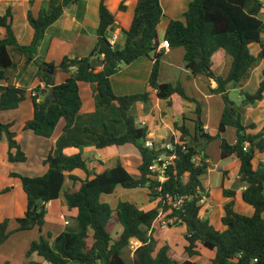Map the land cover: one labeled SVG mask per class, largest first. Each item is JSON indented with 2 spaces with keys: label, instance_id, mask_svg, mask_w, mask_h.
Returning a JSON list of instances; mask_svg holds the SVG:
<instances>
[{
  "label": "trees",
  "instance_id": "trees-1",
  "mask_svg": "<svg viewBox=\"0 0 264 264\" xmlns=\"http://www.w3.org/2000/svg\"><path fill=\"white\" fill-rule=\"evenodd\" d=\"M34 2L30 0L31 4ZM73 4L82 5V8L85 6L81 0H58L51 1L37 15L29 10L28 21L34 29V37L29 45L19 44L14 34V7L9 5L0 14V30L6 31L5 37L0 38V88L3 89L0 113L18 109L28 94V89L23 86H3L7 80L5 70L14 64L9 48L13 47L29 55V61H33L47 30L62 17L64 9ZM263 7L262 0H193L184 19L171 20L167 27L164 40H168L173 49H184V62L192 76H202L216 82L217 88L211 89V93L222 95L225 102L218 134L211 136L204 132L200 101L189 96L181 83L159 81L160 63L164 56L163 51H158L161 43L158 26L164 17L161 0H138L130 28L121 30L125 36L122 49L111 46L108 41V32L115 27L116 16L109 10L105 0H101L100 24L96 31L97 46L81 59L64 57L57 67L47 63L40 66L39 75L45 87L39 85L29 93H36L30 96L34 111L24 130L51 138L62 119L65 120L64 130H69L83 106L79 84H96L98 107L116 106L127 125L121 136L112 133L107 125L104 133H93L97 136L96 147L136 146L142 157L138 167L139 175H132L121 161L116 167H108L102 172L92 171L89 161L80 152L72 155H55L51 152L44 161L48 171L41 176L31 177L11 172V177L20 180L28 202L24 216L14 220V230L10 231V219L0 221V247L15 233L36 228L41 232L47 223V205L60 198L69 179L71 185L67 187L64 196L67 207L77 210L75 225L67 227L54 238L52 232H48L47 236L40 234L38 240L31 242L26 253L28 258L36 254L47 264H129L123 257L124 250L136 240L140 245L130 264H197L193 258L200 255L199 247L214 252L210 264H264V162L260 161L257 166L254 163L257 156L264 153V128L255 133L256 124L244 125L242 120L244 104H255L264 99V68L257 90L254 93L241 91V103L232 105L228 92L230 86L238 85L248 77L253 67L264 61ZM119 9L126 11L127 7L122 3ZM253 44L260 47L257 56L251 52ZM220 49L232 58L231 69L226 76L217 75L213 71L212 58ZM98 52L101 54L99 61L103 65L95 67L92 60ZM143 57L153 61L148 84L156 91L159 99L167 100L170 107L175 97L196 104L194 132L185 124H174L178 133V143L174 150L176 158L167 169L165 182H160L150 171L159 152L145 146L148 127L137 123L136 106L144 104L146 108L149 107L151 93L144 91L118 96L111 83L112 76ZM47 67L69 73L70 77L62 83H55L53 75L46 71ZM12 126V123L5 124L0 120V143L5 135L10 163L26 162L28 157L16 139V133L11 130ZM229 127L236 131L234 144L224 137ZM86 131L91 132L89 128ZM174 139L172 137L171 141ZM214 140H220L222 159L232 155L239 159L237 181L239 186L245 187L241 199L254 209L252 216L236 211L237 190L223 185L222 194L230 199L223 206L221 222L226 227L223 231L217 230L210 218L202 217L205 210L203 201L209 197L204 178L210 163L205 148L200 147L202 143L208 144ZM76 170L85 172L86 178L75 175ZM227 176L228 172H224V178ZM118 187L147 188L150 200L156 206L143 210L136 203L124 201L113 208L102 202V195H112ZM10 191L11 188L7 187L0 191V195ZM169 197L172 202L183 199L182 205L175 207ZM161 214L172 220L170 227L186 226L185 252L189 259L180 262L174 258L168 243L158 247L155 224ZM112 223L122 227L117 239L113 238L108 229Z\"/></svg>",
  "mask_w": 264,
  "mask_h": 264
},
{
  "label": "crops",
  "instance_id": "crops-1",
  "mask_svg": "<svg viewBox=\"0 0 264 264\" xmlns=\"http://www.w3.org/2000/svg\"><path fill=\"white\" fill-rule=\"evenodd\" d=\"M51 1L58 0H35L33 4L30 3V0H0V14L4 13L7 6L12 5L14 7L13 30L19 44L29 45L31 44L34 37V29L28 21V11L32 10L33 14L37 15L42 8H47ZM81 1L85 4L84 8H82V5L79 6V4H73L66 7L62 17L47 30L44 39L41 41L38 47L37 55L33 61H29V55L23 54L20 58L21 66L19 69L16 68L12 79L10 77L9 71L7 72V70H5V73L7 72V80L3 83L4 87H7L10 84L17 87L23 86L28 89V93H30L31 90L39 85L43 88L45 87V84L42 82V78L39 75L40 66L42 64H53L55 67H57L60 65L64 57H69L71 59H81L88 56L91 51L95 49L98 41L96 31L100 24L99 5L101 0ZM192 1L193 0H161L164 17L158 26V38L160 42L164 40V35L170 21L183 20L184 14L188 10L189 4ZM262 2L264 4V0H262ZM105 3L109 10L116 16V25L108 32V38L116 34L118 36V41L115 47L117 49H122L125 45V36L121 30L122 28H130L138 0H105ZM122 3L127 7L126 11H120L119 7ZM261 18L264 19V7L262 9ZM5 35L6 31L1 29L0 38H4ZM255 45L257 46L258 44H253L251 46V52L257 56L260 51V47L259 49L253 50ZM14 49L15 48L13 47L9 48V52L14 63L13 67L16 65L14 60L15 58L13 57L16 55ZM163 52L164 56L160 63V83H181L182 86L186 88L185 81L192 79L193 86L195 87L193 88L199 93V96L201 94L206 103H209L206 107L201 104L204 132L211 136L217 135L218 126L225 107V102L222 98V95L211 93V89L217 88V83L214 81H209L206 77L192 76L191 72L186 68L184 62L185 51L183 48H171L169 50H163ZM228 57L230 56L227 55L222 49L218 50L214 54L212 58L213 71L217 75L226 76L229 73L232 64V58L230 59ZM263 62L264 61H262L258 67L251 69L249 71L248 77L242 80L238 85L230 86L228 91L229 96L233 91L239 92V97L241 100H237L235 103H241V91H247L251 86L252 88L254 86L255 91L257 90L261 80L263 68L260 72H258V76L255 75H257V71L259 70V67L263 65ZM152 66L153 61L150 58H140L130 65L125 66L119 73L112 76L111 83L115 94L118 96L142 93L144 91H149L151 93V105L149 107L146 108L144 104H138L136 106V112L139 118L137 119V123L138 125L140 124L139 126L148 127V138L153 140L155 142V146L157 147L163 142H167L171 137H173V135L177 137L178 133L174 128L175 123L185 124L187 126V114L184 113V110L190 109L191 112H194L196 110V104L185 101L181 97H175L172 100V106L170 107L167 100L159 99L157 97L156 91L153 90L148 84ZM53 69L54 72L52 75L53 82L55 83H62L70 77L69 73L60 71L59 69ZM72 69H74V67ZM79 85L80 95L83 102L80 114L76 118L73 127L69 130H64L65 120L62 119L58 123L51 138L40 137L35 135L32 131L24 130V126L27 121L33 117L34 108L32 99L31 105L26 100L20 105L18 109L14 110L20 112L21 110H24V115L26 116L20 119L8 115L6 117L4 116L6 120L2 121L3 119L1 117L6 115L5 112L7 111L0 113L1 122L13 124L11 130L16 133V139L28 157L26 162L10 163L8 161V141L6 136L3 135L2 141L0 143V168L2 169H0V175L3 172V175L5 176L4 181L6 182H0V191L7 187H10L11 191L0 195V221L10 219L12 223L16 218L24 216L27 208V196L22 188V184L18 178L11 177L10 173L15 172L31 177L44 175L48 171V165H46L44 161L51 152L55 155L59 153L72 155L80 152L82 153L83 158L89 161L90 170H94L98 173L104 171L108 167H116L118 162L121 161L131 174L134 176L139 175L138 167L142 163V157L136 146L128 144L124 146H110L103 149L96 147L97 136L93 133L102 134L105 130V128L104 130L102 129V123L93 126V121L91 118L93 117L92 114L98 101V97L96 96L97 85L85 82H81ZM188 95L195 98L194 95L189 93ZM27 103L29 104V107L27 106ZM189 103L191 105H189ZM214 103L215 109H213L211 106ZM175 105H179V109ZM184 105L188 107H185L184 109ZM204 109L206 112H204ZM114 113L116 116L117 112L114 111ZM242 120L244 125L255 123L257 126V129L254 131L255 133L261 131L264 128V99L255 104H244L242 106ZM86 128H89L91 132H87ZM109 129L110 131L114 132L115 135L121 136L126 131L127 125L125 128V126L121 124L118 129L114 128L115 130H113L111 125L109 126ZM75 130H79V136H75ZM190 130L191 132H194V129ZM228 132L229 129L226 130L224 135L225 138ZM169 136L171 137L169 138ZM212 142H219L220 144V140H214L208 144L204 142L200 147L205 148V152L209 156L208 162L210 163V168L206 177L204 178V185L206 190L209 192V197L205 198L203 201L207 206L204 205L205 210L202 214V217L210 218L214 227L219 231H223L226 229V227L221 222V218L224 215V210L223 213L221 211L218 216L214 217L215 210L209 203L211 198V187L209 182H212V174L219 173L218 175L220 178L219 184L221 192L223 185L226 188H233V185L238 178L240 161L235 155H232L227 159H222L220 157L221 159L218 162H215L207 152V147ZM228 142L231 144L236 142V131L235 133H232V139ZM260 161L264 162V153L257 156L254 162L255 166H257ZM34 169H37V172L34 171ZM224 172H228L227 178H224ZM74 174L78 175L82 179L86 178V173L81 170L74 171ZM67 182L68 186H70L71 183L69 179ZM77 187L78 185H76L75 188ZM119 188L120 187L116 189L115 193L119 191ZM244 188V186H239V188L236 189L237 196L235 201V209L237 202L239 201V203H241L240 201H242L241 194ZM229 200L230 199L224 197L222 201L223 206ZM155 206L156 203L153 204V207ZM4 210H6L7 214L2 216V211ZM247 213H251V211L247 210ZM68 215L74 220V218L77 216V210H70L66 205L65 196L62 197L60 195L58 200L47 205V223L41 232L38 228H36L39 231V237L40 234H44L45 230L47 229V232H52L53 238L59 235L62 231H64V229H58V227H60L59 223H65V217ZM217 222L219 223V226L215 224ZM11 223L10 226L12 229L10 227V231L16 228V224L11 225ZM53 230H56L58 233L55 234ZM29 232L30 231H25L15 234ZM28 235L31 236V239L30 241H27L29 243H26L24 248V255L26 258L24 259L23 264H44V262L41 263V258L36 254L29 258L26 256L31 242L36 240L35 234ZM4 247L5 244L0 249H4ZM214 255V252L209 254L210 263L211 259L214 258ZM33 257L36 258L33 259ZM45 263L47 264L46 261Z\"/></svg>",
  "mask_w": 264,
  "mask_h": 264
},
{
  "label": "rangeland",
  "instance_id": "rangeland-1",
  "mask_svg": "<svg viewBox=\"0 0 264 264\" xmlns=\"http://www.w3.org/2000/svg\"><path fill=\"white\" fill-rule=\"evenodd\" d=\"M256 49H259L258 45L257 46L255 45L253 47V50H256ZM14 51H15L16 55L13 57L15 58L14 60L16 62V65L14 67L12 66L9 69H7V72L9 71V73H10L11 79L13 78V76L15 74L16 68L19 69V67L21 66L20 58L23 55V54L19 53L18 51H16L15 49H14ZM228 58L231 59V57H228ZM260 64H261V62L258 65H256L255 67H258ZM255 67H253L252 69H254ZM262 68H264V62H263V65L261 67H259V70L257 71V75H255V76H258V72H260ZM192 82H193L192 79L186 80L185 81L186 88L184 86L183 87L185 88L187 93L194 95L195 98L198 101H200V103L204 107H206L207 104H209V103H206L205 99H203L201 94L199 96V93L196 92V90L194 89L195 87L193 86ZM247 91L249 93H254L255 92L254 86H253V88H252V86L250 88H248ZM230 99L233 102H236L237 100H241L239 97V92L238 91L231 92ZM26 100L31 105V97H30L29 93L27 94ZM207 102H208V100H207ZM28 103H27V106L29 107ZM189 105H191V104L189 103ZM211 106L213 107V109H215V103ZM176 107L179 109V105H177ZM183 107L185 109V107H188V106L184 105ZM114 111L117 112L116 116H115ZM184 111H185L184 113L187 114V116H186L187 126L192 130L195 129V126L193 124L192 119L194 120L196 118V114L194 112H191L190 109L184 110ZM21 112L20 111H14V110L7 111V112H5L6 115H3L1 117L3 119L2 121H5L6 120L5 117L8 115H11L17 119H20V118L26 116V115H24V110H21ZM204 112H206L205 109H204ZM92 116L93 117H91V118L93 121V126L99 125L100 123H102V129L103 130L105 128V125H107L108 127L112 125L113 130H115L114 128L118 129L121 124H123L126 128V122L123 120L121 112H119L118 108L114 105L107 107V108L98 107V105H96ZM205 118H206V116H205ZM105 119H107V120H105ZM137 119H139V118L137 117ZM228 129H229V132L226 136V139L228 141H230L232 139V133H235V129H233L231 127H229ZM16 130H17V128H16ZM112 133H114V132H112ZM74 134H75V136H79L80 135L79 130H77V131L75 130ZM171 136H169V138ZM171 138L169 140H171ZM6 147H7V142H6ZM207 152L215 162H218L221 159L220 158L221 156H220V144H219V142L218 143L212 142L207 147ZM34 171L37 172V169H34ZM218 174L219 173L212 174V180H211L212 182H209V185L211 187V198L209 200V203L212 206V208L215 210L214 217L218 216L221 211L223 213V210H224L223 204H222L224 197H223L222 192L220 190L221 189L220 184H219L220 178H219ZM34 175H36V174H34ZM4 180H5V176L3 175V172H2L0 175V182H6ZM0 185H1V183H0ZM239 185L240 184L238 183V181L236 179V182L233 185V189L239 188ZM67 187H68V182H66L65 187L61 193L62 197L64 196V193H65ZM101 200L104 203H108L113 208H115L120 202H124V201L136 203L143 210H147L149 208H152L153 204H154L150 200L149 190L147 188L124 189V188L120 187L119 191L117 193H114L112 195H102ZM240 202L241 203H239V201L237 202L236 210L243 215L252 216L253 215V208H251L249 205H247L243 201H240ZM205 206H207L206 203H205ZM247 210H250L251 213H247ZM5 214H7L6 210L2 211V216ZM65 220L69 221V224L67 225L64 222H61V223H59L60 227H58V229H61V230L64 229L65 230L67 227H71V226L75 225L74 220L69 215L65 217ZM171 223H172V220L167 219L164 214H161L158 221L156 222V224H155V237L157 238V240L159 242L158 247H161L165 243H168L171 246V255L174 258H176L177 260H179L180 262H183V261L189 259L188 255L185 252V246L187 245V242H186V239L184 237V234H186L187 229H186L185 225L184 226H177V227H170L169 224H171ZM12 224H15V223L12 222L11 225ZM215 224H217V226H219L218 222ZM11 229H12V227H11ZM108 229L111 232L114 239H117L119 237V234L122 232V227L118 224H115V223L110 224ZM47 231H48V229L45 230V232H44L45 236H47V233H48ZM53 231L55 234L58 233L56 230H53ZM38 232L39 231L37 229H34V231H30L29 233H20V234L13 235L10 238L9 242L5 243L4 249H0V264H23L24 259L26 258L24 255V252H25L24 248H25L26 243H29L27 241L28 240L30 241V239H31V236L28 234H35L36 240H38L39 239ZM132 244L133 243L131 242L130 246L124 250V254H123L124 259L129 264L131 263V260L133 258V249L131 247ZM199 252H200V255L194 257L193 260L197 264H210L209 254L212 253V251L210 252L209 250H207L205 248L199 247ZM35 258L36 257H33V259H35ZM41 260H42L41 263L44 262V264H46L42 258H41Z\"/></svg>",
  "mask_w": 264,
  "mask_h": 264
},
{
  "label": "built area",
  "instance_id": "built-area-1",
  "mask_svg": "<svg viewBox=\"0 0 264 264\" xmlns=\"http://www.w3.org/2000/svg\"><path fill=\"white\" fill-rule=\"evenodd\" d=\"M109 43L111 46H115L117 41H118V36L112 35L110 38H108ZM171 48L170 43L168 40H163L159 47L158 51H163V50H169ZM2 86V84L0 85ZM3 89L0 88V98L2 96ZM36 93L33 92L32 95L34 96ZM174 141L168 140L165 143H162L160 146H155V142L151 140L150 138H147L145 141V146L148 148L156 149L158 150L157 157L154 159L152 165L150 166V171L154 174V176L160 181V182H165L167 180V169L168 167L173 163V161L176 158V154L174 153L175 150V144L178 143V139L173 135ZM247 149V148H245ZM170 202H172V198L169 197ZM175 207H180L183 203V199H179L176 202H172ZM65 224H69V221L65 220ZM132 249H133V256L140 245V243L136 240L132 241Z\"/></svg>",
  "mask_w": 264,
  "mask_h": 264
},
{
  "label": "water",
  "instance_id": "water-1",
  "mask_svg": "<svg viewBox=\"0 0 264 264\" xmlns=\"http://www.w3.org/2000/svg\"><path fill=\"white\" fill-rule=\"evenodd\" d=\"M100 52H98L96 55H95V57L93 58V60H92V65L93 66H95V67H99V66H102L103 65V63L101 62V61H99V59H100ZM46 71L48 72V73H50V74H52L53 72H54V69L52 68V67H47L46 68ZM230 103L233 105L235 102H233V101H230Z\"/></svg>",
  "mask_w": 264,
  "mask_h": 264
}]
</instances>
